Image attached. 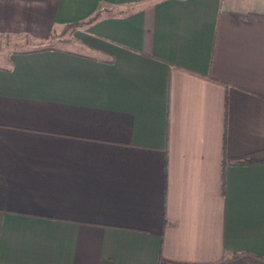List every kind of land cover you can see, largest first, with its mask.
I'll return each instance as SVG.
<instances>
[{"label": "crops", "instance_id": "crops-1", "mask_svg": "<svg viewBox=\"0 0 264 264\" xmlns=\"http://www.w3.org/2000/svg\"><path fill=\"white\" fill-rule=\"evenodd\" d=\"M0 264L264 257V0H0ZM23 46V45H22Z\"/></svg>", "mask_w": 264, "mask_h": 264}, {"label": "rangeland", "instance_id": "rangeland-1", "mask_svg": "<svg viewBox=\"0 0 264 264\" xmlns=\"http://www.w3.org/2000/svg\"><path fill=\"white\" fill-rule=\"evenodd\" d=\"M76 28H77V26L73 27L71 25H67L63 29H60L59 32L54 34V37L52 39H50V41H47V42L38 41V40H34V39H21L16 43V45L10 44L9 50H7V48H5V46H7V42L1 41L0 42V49H2L5 52H11L10 50H14L16 48L23 47L25 49H30V48H34L37 46H41L42 44L50 45V46H56V47L78 48L79 46L77 44H75V42L73 41L76 37L74 35V30Z\"/></svg>", "mask_w": 264, "mask_h": 264}, {"label": "trees", "instance_id": "trees-1", "mask_svg": "<svg viewBox=\"0 0 264 264\" xmlns=\"http://www.w3.org/2000/svg\"><path fill=\"white\" fill-rule=\"evenodd\" d=\"M85 24L84 22L81 23H73L71 26H80ZM226 164H258L264 163V149L246 155L240 158H232L227 160ZM219 264H264V257L260 255H255L249 252H241V253H234L229 258L225 259Z\"/></svg>", "mask_w": 264, "mask_h": 264}]
</instances>
